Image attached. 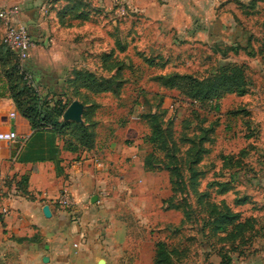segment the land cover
I'll return each instance as SVG.
<instances>
[{
  "label": "rangeland",
  "instance_id": "374dc122",
  "mask_svg": "<svg viewBox=\"0 0 264 264\" xmlns=\"http://www.w3.org/2000/svg\"><path fill=\"white\" fill-rule=\"evenodd\" d=\"M35 4L37 19L48 34L46 41L35 42L21 74L41 102L52 105L74 99L87 109L95 101L91 92L76 86V72L92 70L97 77H110L114 72H103L101 63L111 64L120 71L116 75L120 86L97 97L110 110V117L121 119L134 108L135 114H142L156 105L172 121L180 147L177 167L186 186H180L176 195L183 199L186 213L180 217L147 199L146 223L135 219L139 196H126L125 208L133 213L125 220L129 243L121 250L123 244L117 240L112 251L104 254V263L151 264L154 243L166 241L175 247L172 264H264L263 215L255 217L253 228L239 238L221 231L217 221L226 206L232 210L234 190L243 186L250 171L264 182V0H37ZM17 6L21 8L20 2ZM1 35L0 26V44ZM105 54L110 57L103 61ZM225 63L243 66L249 92L243 97L225 95L218 110L210 102H192L153 78L170 73L208 78ZM0 84L8 92L1 65ZM97 108L96 103L94 117L102 114ZM205 133L207 140L201 145L207 152L192 167L197 172L192 188L194 178L188 167L193 159H183L190 147L183 138L196 144ZM224 180H230L234 189L222 195L213 184ZM205 191L209 196L202 197L219 205L214 211L199 200ZM122 229L115 225L114 232Z\"/></svg>",
  "mask_w": 264,
  "mask_h": 264
},
{
  "label": "crops",
  "instance_id": "0c3cea01",
  "mask_svg": "<svg viewBox=\"0 0 264 264\" xmlns=\"http://www.w3.org/2000/svg\"><path fill=\"white\" fill-rule=\"evenodd\" d=\"M19 2L18 19L27 25L35 42L46 41L47 27L37 19V0H0V8ZM0 26L3 31L1 21ZM34 50L35 47L29 57ZM3 85L0 84V131H15L17 139L0 141V209L6 208L8 212L0 215V264H105L104 254L112 251L117 240L123 244L121 250L129 243L125 220L133 213L125 208L128 195L139 196L141 205L135 206L136 220L147 223L150 217H145L149 210L147 199L183 216L184 207H176L180 198L173 196L169 172L144 167L145 157L153 147L146 140L150 129L143 116L148 112L159 113L156 105L142 114H135L134 108L133 113L114 119L97 98L111 92L92 93L97 110H102L97 117L95 112L90 115V120L96 122L93 144L74 145L75 149L70 150L65 147L64 137L51 126L32 128ZM162 119L168 118L164 115ZM250 172L243 186L234 190L235 198L230 204L241 220L264 217V182ZM224 183L231 189L222 195L234 189L230 180H224L214 183L218 192ZM63 188L76 204V220L56 204ZM237 199L241 201L239 204L234 203ZM44 206H48L49 216L43 213ZM115 225L123 229L114 232ZM154 253L155 243L149 257L151 264Z\"/></svg>",
  "mask_w": 264,
  "mask_h": 264
},
{
  "label": "trees",
  "instance_id": "16d2710c",
  "mask_svg": "<svg viewBox=\"0 0 264 264\" xmlns=\"http://www.w3.org/2000/svg\"><path fill=\"white\" fill-rule=\"evenodd\" d=\"M1 44L0 65L3 67L7 78L9 96L13 99L17 110L29 121L31 127L36 129L44 126H51L54 131L64 137L65 147L70 150H74V145L78 144L80 146L91 147L95 137L94 130L96 122L90 120V115L95 109L96 103L91 101L92 103H89L87 109L83 111V123L61 120L64 110L74 99H68L65 102L59 101L52 105L41 102L32 86L22 80V74L18 67V60L14 52L4 45L2 41ZM109 57L110 55L108 54L102 55L103 61L108 60ZM146 61L149 65L153 64V61L148 58H146ZM101 68L103 71L114 72V74L110 77H97L96 74L90 70L76 72V86L88 90L91 94H98L101 92L114 93L117 91L120 86L119 80L117 79L120 71L117 66L102 62ZM153 78L165 88L176 89L181 95L192 102L196 101L201 104L207 102L212 103L215 110L219 109V101L225 95L235 94L237 96H243L249 92L248 79L246 78L244 68L236 63L222 64L212 72V75L208 78L200 79L189 73L159 74ZM233 113L237 112L235 111ZM143 117L150 129V133L147 135L146 140L151 143L153 147L152 151L145 157L144 167L147 170L162 168L167 170L169 172L173 196H177L178 188L186 185H183L182 174L177 167V165H180L176 157L180 152V147H178L173 136L172 121H163L161 113L148 112L145 113ZM68 134H71V137H68ZM248 137H250V135H245V138ZM183 139L190 145L184 152L183 159L186 157L193 159L188 167L193 173L192 177L194 179L191 180V187L193 188L197 184L195 178L197 172L192 170V167L198 164L204 153L206 154L207 152V149L201 145L204 140H207V136L206 133L203 134L200 141L196 144L190 138L184 137ZM228 160H233L232 156H229ZM234 163L239 164V162L235 161ZM220 186L221 193L228 191L230 188L227 183L220 184ZM202 196H209V193L205 191L199 196V200L202 201L206 207L214 211L215 207L219 206L217 205L218 203L211 202L209 197H205V199ZM182 202L183 199L180 198V202L176 207L181 208ZM240 202L241 201L237 199L234 203L239 204ZM225 210V214L222 215L221 213L220 218L217 220L220 223L219 229H221V231H228L233 237L239 238L243 236L248 229L252 228L254 218L249 217L241 220L240 214L233 212L229 206H226ZM185 211L186 209L184 208L183 215L186 213ZM175 252V247H171L166 241L155 242L154 264H172V258ZM225 264H229V262L227 261Z\"/></svg>",
  "mask_w": 264,
  "mask_h": 264
},
{
  "label": "built area",
  "instance_id": "2783aa9c",
  "mask_svg": "<svg viewBox=\"0 0 264 264\" xmlns=\"http://www.w3.org/2000/svg\"><path fill=\"white\" fill-rule=\"evenodd\" d=\"M19 12L20 8L17 5L2 7L0 8V21L3 27L1 41L16 55L18 67L22 73L29 53L35 47V41L30 35L27 25L18 19ZM23 78L26 79L27 82L31 81L29 75L26 73H24ZM169 107L173 109L174 105L170 104ZM16 139L17 134L15 131H0V141L12 142ZM56 204H58L61 209L68 211L71 217L76 220V204L67 189L63 188L60 190L56 197ZM7 213L6 208L0 209L1 216Z\"/></svg>",
  "mask_w": 264,
  "mask_h": 264
},
{
  "label": "water",
  "instance_id": "95a60500",
  "mask_svg": "<svg viewBox=\"0 0 264 264\" xmlns=\"http://www.w3.org/2000/svg\"><path fill=\"white\" fill-rule=\"evenodd\" d=\"M84 105L78 101V100H73L67 108L64 110L62 114V119L64 121H72L75 123H82V113H83ZM96 200V196L92 199V201ZM43 213L46 216L50 215L48 206H44L43 208ZM46 260V258L44 259Z\"/></svg>",
  "mask_w": 264,
  "mask_h": 264
}]
</instances>
